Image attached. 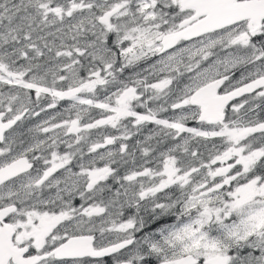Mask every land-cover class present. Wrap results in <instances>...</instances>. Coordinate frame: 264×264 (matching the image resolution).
<instances>
[{
  "label": "snow or ice",
  "instance_id": "1",
  "mask_svg": "<svg viewBox=\"0 0 264 264\" xmlns=\"http://www.w3.org/2000/svg\"><path fill=\"white\" fill-rule=\"evenodd\" d=\"M0 264H264V0H0Z\"/></svg>",
  "mask_w": 264,
  "mask_h": 264
},
{
  "label": "rangeland",
  "instance_id": "2",
  "mask_svg": "<svg viewBox=\"0 0 264 264\" xmlns=\"http://www.w3.org/2000/svg\"><path fill=\"white\" fill-rule=\"evenodd\" d=\"M67 103L63 102L62 105L66 106ZM194 122H189V126H193Z\"/></svg>",
  "mask_w": 264,
  "mask_h": 264
},
{
  "label": "flooded vegetation",
  "instance_id": "3",
  "mask_svg": "<svg viewBox=\"0 0 264 264\" xmlns=\"http://www.w3.org/2000/svg\"><path fill=\"white\" fill-rule=\"evenodd\" d=\"M61 103H63V102H61ZM65 103H67V102H65ZM165 115H167V114H165ZM77 203H79V201H77Z\"/></svg>",
  "mask_w": 264,
  "mask_h": 264
}]
</instances>
